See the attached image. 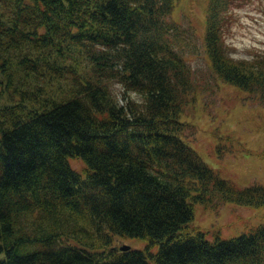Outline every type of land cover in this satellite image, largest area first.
<instances>
[{
    "label": "trees",
    "instance_id": "trees-1",
    "mask_svg": "<svg viewBox=\"0 0 264 264\" xmlns=\"http://www.w3.org/2000/svg\"><path fill=\"white\" fill-rule=\"evenodd\" d=\"M177 1L0 0V264H264V224L213 240L190 225L196 204L264 208V185L235 186L182 139ZM240 1L207 0L204 49L264 108V50L227 52Z\"/></svg>",
    "mask_w": 264,
    "mask_h": 264
},
{
    "label": "rangeland",
    "instance_id": "rangeland-1",
    "mask_svg": "<svg viewBox=\"0 0 264 264\" xmlns=\"http://www.w3.org/2000/svg\"><path fill=\"white\" fill-rule=\"evenodd\" d=\"M207 0H178L170 19L187 32L188 44L182 48L192 73L193 89L181 113L187 122L182 139L221 178L237 187L264 185V108L245 91L220 80L212 71L203 36ZM225 39L227 52L235 59H250L264 50V0H245L232 4ZM118 97L122 87L114 83ZM46 90H49L47 87ZM193 92V93H192ZM195 97V98H193ZM69 165L81 170V161L70 159ZM264 224V208L226 203L218 209L196 204L191 226H197L213 240L237 237ZM137 238L119 240L141 249Z\"/></svg>",
    "mask_w": 264,
    "mask_h": 264
},
{
    "label": "water",
    "instance_id": "water-1",
    "mask_svg": "<svg viewBox=\"0 0 264 264\" xmlns=\"http://www.w3.org/2000/svg\"><path fill=\"white\" fill-rule=\"evenodd\" d=\"M119 249H120V250H124V251H128V250H129V246L126 245V244H121V245L119 246Z\"/></svg>",
    "mask_w": 264,
    "mask_h": 264
}]
</instances>
